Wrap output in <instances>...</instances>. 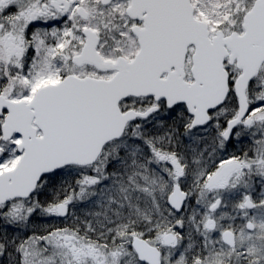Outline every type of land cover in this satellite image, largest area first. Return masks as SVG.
Returning <instances> with one entry per match:
<instances>
[{"label":"snow or ice","instance_id":"6c2138e0","mask_svg":"<svg viewBox=\"0 0 264 264\" xmlns=\"http://www.w3.org/2000/svg\"><path fill=\"white\" fill-rule=\"evenodd\" d=\"M0 264H264V0H0Z\"/></svg>","mask_w":264,"mask_h":264}]
</instances>
